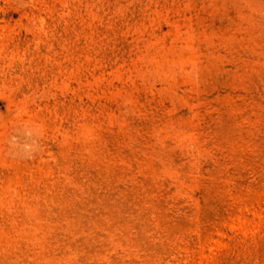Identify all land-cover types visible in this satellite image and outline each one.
I'll use <instances>...</instances> for the list:
<instances>
[{
  "label": "rangeland",
  "instance_id": "374dc122",
  "mask_svg": "<svg viewBox=\"0 0 264 264\" xmlns=\"http://www.w3.org/2000/svg\"><path fill=\"white\" fill-rule=\"evenodd\" d=\"M0 264H264V0H0Z\"/></svg>",
  "mask_w": 264,
  "mask_h": 264
}]
</instances>
